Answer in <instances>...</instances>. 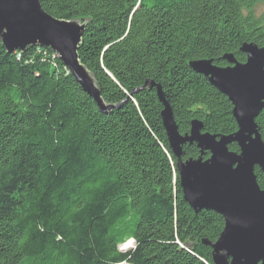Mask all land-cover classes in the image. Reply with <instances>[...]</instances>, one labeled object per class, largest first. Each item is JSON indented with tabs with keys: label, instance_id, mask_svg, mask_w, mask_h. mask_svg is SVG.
<instances>
[{
	"label": "trees",
	"instance_id": "1",
	"mask_svg": "<svg viewBox=\"0 0 264 264\" xmlns=\"http://www.w3.org/2000/svg\"><path fill=\"white\" fill-rule=\"evenodd\" d=\"M39 2L85 24L78 60L112 108L102 112L50 49L8 53L0 41V264H213L203 242L224 220L185 202L163 104L145 83L160 87L180 135L192 121L233 135L231 103L189 63L244 64L243 45L264 47V11L253 13L264 0ZM255 124L264 142V110ZM200 156L182 146V162Z\"/></svg>",
	"mask_w": 264,
	"mask_h": 264
},
{
	"label": "water",
	"instance_id": "2",
	"mask_svg": "<svg viewBox=\"0 0 264 264\" xmlns=\"http://www.w3.org/2000/svg\"><path fill=\"white\" fill-rule=\"evenodd\" d=\"M85 24L61 21L45 13L39 0H0V41L8 53L29 47L48 48L74 77L82 90L94 99L102 112L111 110L100 98L94 78L80 64L77 49ZM244 64L224 56L226 68L210 60L189 63L196 74L207 78L232 105L237 131L231 136L201 133L199 122H192L188 134L180 135L172 112L155 87L163 104L161 119L172 153L178 159L176 171L185 202L196 212L212 211L224 220V228L212 249L213 264H264V190L256 182L254 167L264 172V142L256 130L255 119L264 110V47L243 45ZM236 143L239 153L228 151ZM195 144L203 160H180L182 146Z\"/></svg>",
	"mask_w": 264,
	"mask_h": 264
},
{
	"label": "rangeland",
	"instance_id": "3",
	"mask_svg": "<svg viewBox=\"0 0 264 264\" xmlns=\"http://www.w3.org/2000/svg\"><path fill=\"white\" fill-rule=\"evenodd\" d=\"M264 11V4H258L256 5V8L254 9L253 13L257 15H260L262 12ZM62 21V20H61ZM244 54V53H243ZM57 55V54H56ZM246 62V61H245ZM226 68V67H225ZM133 243V242H132ZM127 244V245H126ZM130 246V247H129ZM126 247H129L126 249ZM131 248V244L125 243L124 245H122L119 249L121 250V252H125L128 249Z\"/></svg>",
	"mask_w": 264,
	"mask_h": 264
},
{
	"label": "bare ground",
	"instance_id": "4",
	"mask_svg": "<svg viewBox=\"0 0 264 264\" xmlns=\"http://www.w3.org/2000/svg\"><path fill=\"white\" fill-rule=\"evenodd\" d=\"M228 65H229V64H228ZM192 122H197V121H192ZM192 122H191V123H192ZM199 124H200V123H199ZM200 125H201V124H200ZM201 126H202V125H201ZM256 130H257V127H256ZM257 132H258V131H257ZM201 133H203L202 130H201ZM258 134H259V133H258ZM235 144H236V143H235ZM229 145H230V144H229ZM229 145H228V146H229ZM228 146H227V149H228ZM228 151H229V150H228ZM204 153H208V155H209L208 159L211 157V154H210L208 151H204L203 154H204ZM203 154H202V155L200 154V155L203 156ZM202 159H203V158H202ZM204 161H205V160H204ZM255 168H256V167H254V169H255ZM257 168H258V167H257ZM263 173H264V172H263ZM205 211H206V210H205ZM127 243H128V244H131L130 241L127 242ZM126 245H127V244H126ZM129 247H130V246H129ZM129 247H126V249L129 248Z\"/></svg>",
	"mask_w": 264,
	"mask_h": 264
}]
</instances>
